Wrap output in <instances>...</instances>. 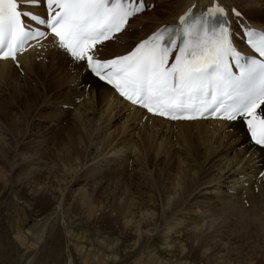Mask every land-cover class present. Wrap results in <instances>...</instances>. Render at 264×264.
<instances>
[{"label":"bare ground","instance_id":"6f19581e","mask_svg":"<svg viewBox=\"0 0 264 264\" xmlns=\"http://www.w3.org/2000/svg\"><path fill=\"white\" fill-rule=\"evenodd\" d=\"M155 2L157 5L156 9L146 14L147 17L152 19L153 24L162 21L171 22L172 20H175L177 15L184 11L189 4L194 3L197 6H204L209 3V0H170L171 4H168V8L164 7L163 9H161L163 6V4H161L162 0H155ZM158 2L160 4H157ZM223 2L225 5H231L230 0H223ZM250 10L246 13V16L250 21L258 26L264 23V12L262 10L259 12L258 10ZM147 30L148 29L146 28L145 31ZM138 34L143 35L144 33L140 32ZM120 51H122V48L116 46L106 50V53ZM20 65L21 67L17 68L11 62H0V89L3 90L1 85L7 80H11V84L15 85V88L13 89L14 91L9 92V99L5 100L4 97L2 98L0 96L1 156L7 155L8 151L12 154L17 153L15 151L17 150L18 144L27 147L28 141L25 142V139L36 127L35 123L33 124L31 120L33 118L32 116L36 115L51 120L52 118L59 117L63 113L65 116L67 115L66 112L69 108L60 104H68L69 107L75 106V119H71L75 120V124L68 132V126L66 128H61L59 127L60 125L57 126L56 124L57 128H54V125H52V128L50 124L51 122L43 124L46 127L40 125V128H43V130H38L36 128L38 132L42 133H46L51 129L58 130L56 134L61 130L62 132H64V130L67 132V135L66 132H64L60 137L61 139H64V136L66 135L65 139L62 140L63 142L59 140L60 148L58 149L54 160V168L63 171V174L60 173L61 176H57L52 170L43 173V170L45 168L49 169L50 166L49 160H51V157L48 153L47 156H45L46 152L38 154L37 152L31 151L29 154H24L26 155L24 163L22 162L24 165L28 159L31 160V163L27 162L28 165H26L30 168L35 162H38V164L40 163L39 166L41 169L39 167L37 168L42 172L33 169L35 167L33 166L31 170L37 172V175H34V172H28V174L30 178L29 180L34 184L31 186V192H34L35 190L38 191L35 194H39V199L37 200L41 202L43 208L46 209L45 206L48 205L47 203L49 200H52V202L55 201L58 205L63 206L69 196L72 193L74 194L72 191L73 188L71 187L73 181L80 177L83 171L89 170L86 168L87 161H89V157L93 155L88 152L89 150L87 147L89 140L91 139V142L93 141L95 143L92 142V144L96 146L98 143H102V141L95 142L96 135L98 138L103 139L105 136L103 135V130L108 128L107 125L110 124L112 120L114 121V119L122 117V130L123 128H126L125 132H131V130H136L138 128V137L136 140L134 139V142H129L131 146L127 147V150L130 149L133 151L134 149L136 159L140 161L141 164L143 163V169L148 173L149 177L158 170H172L171 167H174L172 170L173 175L169 176V182L174 181V183L168 186V181L165 180V176L162 179L155 181L156 176H154V174L148 181V191L142 189L134 190L130 183H124L119 187L109 185L103 186V181L97 179L101 178L100 174H97V172L99 169H102V166L107 165L109 160L101 159V162L99 163V160H97L96 166L94 161L90 164L92 168L93 166L96 167L93 168L94 171H96V177H94L96 180L94 179V182H92V180L90 181V188L86 186L79 188L78 191L75 192L76 199H74L75 196L72 198L74 199L73 201L76 200L81 202V205H84L85 208L89 209L87 212H89L88 215L90 218H97L103 214V212L101 211L102 209L97 208V205L94 202H97L99 197H101L102 200H111L110 198H113V200L115 199L114 201H117V203H114V205L118 204L119 206L117 214L113 218L121 217L125 220L128 219L126 224H132L131 226L136 225V232L139 239L144 234L148 232L151 233L154 226H157L162 222L166 223L167 219L171 217L170 220L167 221V227L170 226V228H166L167 230L164 228L165 231L163 230L164 238L166 240L164 241L166 243L172 235L169 234L170 232H173H169L172 227L173 229L176 227L179 231L189 226H191L189 228L193 227L192 231L189 230L193 234V238H196V233L198 231L201 235H205L206 232H203L205 222L201 224L192 216V218L189 219L184 211L187 209V201L190 202L191 209H193L192 203L197 202V198L201 196L202 191L207 192L208 184L211 189L220 191L222 197L228 195L231 196V194L228 193V191H231L230 189H236L237 191L238 188H242L246 198L241 202L246 204L247 207L241 210L240 207L237 208V206L234 205V202H230L231 206L228 205L230 207L223 205L224 202L221 204V208L226 206L222 209L224 215L219 217L215 215L217 212H213V214H210L215 216L213 217V220L210 218L213 225L210 224L211 221H208L213 228V230L209 231V234L216 233L219 237L223 236L226 238H232L231 240L234 239L235 241L233 242L235 244L233 245V242L230 243L228 240H220L221 242H219V240L216 239L218 237H215L218 242L214 240V243L210 238L208 239V237H206L207 239L201 240L200 244L202 248H205L203 250L205 255H209V253L215 254V259H223V261H226L224 264H264V176H259V172L264 168V151H261L258 147L253 146L250 143L245 131L239 125L228 130L226 125L215 120L170 122L149 115L141 109L130 106L106 88H99L96 86L93 87L91 91L86 89L81 90L78 87H74V82L79 79L81 73L79 71H73L70 66H65L63 60L51 50L29 51L20 57ZM18 85H21L22 87L19 88ZM69 96L72 98H65ZM11 104H23L26 113H22L21 111L17 113L18 111H15L14 114L19 116L24 115V117L27 115V118L21 120L16 117V115H12L11 110H15V108ZM26 105H28L27 108ZM43 107L53 108V110H43ZM6 120H8L7 126L5 125ZM102 126H105V128H102ZM145 133L151 134L160 139V142H158L161 146L166 145L163 162L161 160H152L151 157L145 154L144 150H142L140 138H142ZM99 147L102 146L99 145ZM21 148L22 147H20V149ZM25 150L21 151L24 152ZM99 152L102 151H98V153ZM98 153L96 151V154ZM118 153H120V151ZM114 154H116V152ZM11 157L13 156L11 155ZM43 158L46 159V161H44ZM91 158H94V156ZM121 158H123V156ZM13 166L14 165L10 167ZM237 179H240V182H235ZM235 183L238 184V188H236L237 186H234ZM245 183H247V185ZM215 184L217 186H214ZM226 184L227 189L225 188ZM217 191H214V193ZM239 194L240 191L237 192V196ZM204 195L206 196L207 194ZM49 196H52V199H50ZM213 196L215 195L213 194ZM206 198L207 197H205V199ZM218 199L221 200L222 198L218 197ZM93 200L94 202H91ZM207 205L209 209L211 204L208 202ZM219 206L220 204L218 207ZM214 207L217 208V205ZM247 209L249 212H247ZM99 212L100 214L98 215ZM201 214L203 215L204 213ZM218 215L222 214L219 213ZM179 218H181V220ZM205 218L207 217L205 216ZM176 219H179V223L175 221ZM172 220L175 222L173 221L174 223L170 224ZM231 220H234V222L231 223ZM150 221L152 223L148 224ZM145 222L146 228L144 226ZM185 231L187 232L188 229ZM223 237H220V239ZM149 239L150 238H148V240ZM238 240L243 241H240L241 243L237 245V243H239ZM100 241L107 243V240L105 239ZM169 241L171 242L170 239ZM180 243L182 242L180 241ZM245 245H247V248ZM170 246L172 247V243ZM182 247L184 248V245Z\"/></svg>","mask_w":264,"mask_h":264},{"label":"snow or ice","instance_id":"6c2138e0","mask_svg":"<svg viewBox=\"0 0 264 264\" xmlns=\"http://www.w3.org/2000/svg\"><path fill=\"white\" fill-rule=\"evenodd\" d=\"M156 7L155 0H0V62L20 68L29 51H54L81 73L74 87L106 88L172 122L239 125L264 151V23L209 0L153 24L146 14ZM116 46L122 51L106 53Z\"/></svg>","mask_w":264,"mask_h":264},{"label":"rangeland","instance_id":"374dc122","mask_svg":"<svg viewBox=\"0 0 264 264\" xmlns=\"http://www.w3.org/2000/svg\"><path fill=\"white\" fill-rule=\"evenodd\" d=\"M230 2L231 5L235 4L240 9H242L244 13L249 12L250 9L258 10V12L262 10L264 12V0H232V1L230 0ZM157 4L160 3L158 2ZM161 4H163L161 8L163 9L164 7L168 8V4H171V2L170 0H162ZM3 83L1 85V88L3 90L0 89V93H1L0 96L2 98L4 97L5 100H7L9 99V92L14 91L13 89L15 88V85L11 84V80H7ZM18 87L21 88L22 86L18 85ZM65 98H72V97L69 96ZM60 105L64 106V104H60ZM13 106L15 110H11L12 115H16V117L20 118L21 120L27 118V115H25L24 117V115L19 116L17 114H14L15 111L16 112L18 111L17 113H19L20 111L22 113H26L23 104H15ZM27 107L28 105H26V108ZM67 108L69 109L66 112L67 113L66 116L63 113L59 117L52 118L51 120L49 118L44 119L43 117H39L36 115L32 116L33 118L31 117L32 118L31 120L33 124L35 123L36 127L32 131L33 134L31 133L25 139V142L28 141L27 147L22 144H18L17 150L15 151L17 153L12 154L11 152L8 151L7 155L5 156H1L2 153L0 152V156L2 157V158L0 157V264H224L226 262L223 261V259L220 260L219 259L217 260V258L215 259L216 257L215 254L209 253V255H205L203 253V250L205 248H202L200 243L201 240L204 239L206 240L207 239L206 237H208V239L210 238L212 242H214V240L216 239L219 240V242H221L220 240L223 241L228 240L230 241V243L235 241L234 239L231 240L232 238H226L223 236H220L223 237L220 239L219 235H217L216 233L209 234V231L213 230V228L210 226V224L213 225L211 220H213V217H215L213 215H210L213 214V212L215 213L217 212L215 215L222 217L224 215V213H222L224 212L222 211V209H224L223 207L230 205V202L231 203L234 202V205L237 206V208L240 207L241 210L247 207L246 204H243L241 202L246 198V196L242 190H239L238 188L239 186L237 183H235L234 186H237L236 188H238L237 189L238 192L240 191L239 194L240 196L239 195L237 196V191L236 189H234L235 193L233 194L235 195L232 194L231 196L223 195L224 197H222V193H220V191L211 189L208 184L207 192L202 191L201 196L199 198L196 197L197 202L192 203L193 209H191L190 202L187 201L186 204L187 209H185L186 211L184 212L188 215L189 219L194 217L201 224L205 222L204 225L205 229L203 228V232L204 233L206 232L205 235L204 234L201 235L200 233H198L199 232L198 231L196 233V238H193L192 237L193 234L191 233L193 227L189 228L191 227L189 226L186 227L185 229L183 228L180 231L179 229H176V227L174 229L172 227L169 230V232L173 231L169 233L170 235L172 234L171 237L169 238L171 242L168 239L166 243H165L166 240L164 238L163 230L165 231L166 228L168 229L170 228V226L167 227L168 226L167 221H169L171 217L167 219L166 223L162 222L159 223V225L154 226L151 233L148 232L143 236H141L139 239V236L136 232L137 231L136 225L131 226L132 224L129 223L126 224L128 222V219L125 220L124 218L121 217L113 218L117 214V210L119 206L118 204L114 205V203H117V201H114L115 199L113 200V198H110L111 200H106V199L102 200V198L99 197L98 201L100 202L98 201L94 202V200L91 201L97 205V208L102 209L101 211L103 212V214L98 216L97 217L98 219L92 217L90 218L88 215L89 212H87L89 209L85 208L84 205H81V202H78L76 200H75L76 202L73 201L74 199H76L75 192H77L79 188H82L83 186H86L88 188L91 187L89 185L90 181L92 180V182H94L95 179L94 177H96L95 176L96 171H94L93 168L97 165L96 163L97 160H99L98 161L99 163L101 162V159L109 160L107 165L102 166V169H99L97 172V174H100L101 176V178H97V179L103 181L102 182L103 186L109 185L113 187L115 186L119 187L124 183H130L134 190L142 189L144 191H148L147 190L149 187L148 181L149 179H151L150 177H152L154 174H155L154 176H156L155 181L162 179L165 176L166 177L165 180H167L169 183V184L167 183L168 186L174 183V181L169 182L170 180L169 176L173 175L172 170L174 169V167H171L172 170L170 169L169 170L163 169L161 171L158 170L155 173L153 172L154 174H151L149 177L148 173L143 169V165H142L143 163L141 164V162L136 159V155H134L135 154L134 149L133 151H131L130 149L127 150V147L131 146L130 143L134 142L137 139L138 128L136 130H131V132H125L126 128H123L122 130V126H123L122 117L118 119H114V121L112 120L111 123L107 125L108 128L103 130L104 131L103 135H105L103 137L104 140L98 138L96 135L95 142L97 143L102 141V143H98L96 146L94 145L95 143L93 141L92 142L94 144H92L91 139L89 140L87 147L89 150L88 152L93 154L91 157L94 156V158L89 157L88 159L89 161H87L88 162L87 166L88 165L89 166L88 167L86 166V168L89 170L83 171L80 177H78L73 181L71 187L73 188L72 191L74 192V194L72 193L69 196L65 204L62 202L64 204L63 206L58 205L57 203H55V201L52 202V200H49L47 203L48 205L45 206L46 209L43 208L41 202L37 200L39 199V194H35L38 191L35 190L34 192H31L32 191L31 186L33 183L29 180L30 178L28 174V172L29 173L34 172L33 174L37 175L36 174L37 172L31 170V168L35 166L36 168L34 167L33 169H37L38 171H41L40 170L41 168L39 166L40 163L38 164V162H35V164L30 168L27 166L28 165L27 162L31 163V160L28 159L25 162V165L27 164L25 166L23 163L26 155L24 154H29V152L31 151L37 152L38 154H43L41 152H46L45 156H47L48 153V155L51 157V160H49L50 166L49 169L45 168L43 170V173L48 172V170H52V172L57 176H61V174H63L62 170H58V168H54L55 167L54 160L56 158V153L60 148L59 140L61 141L64 140L65 136L67 135V132L75 124V120H74L75 106L69 107V105L67 104ZM42 109L43 110L46 109L48 111L53 110V108H47V107H43ZM72 118L74 119L71 120ZM48 122L49 123L51 122L50 124L51 126L54 125V128H57V126L59 125H60L59 127L61 128L63 127L66 128L68 126L67 132L63 129L64 132H66L64 139L60 138L61 135L64 133L62 132V130L58 134H56L58 130L55 129H51L46 133L37 131V129L43 130V128H40V125L47 124ZM7 123L8 120H6V124H5L6 126L8 125ZM102 128H105V126H102ZM158 141L160 142V139H158L157 137L145 133L143 137L140 138V145H142V150H144L145 154L150 156L152 160L154 161L161 160L163 162L164 161L163 158L165 157L164 151L166 150V145L161 146ZM99 145L102 147H99ZM95 146L98 147L99 149L96 148ZM20 147L22 148L20 149ZM21 150H25L26 152L25 151L23 152ZM96 151L97 153L98 151H102V152L96 154ZM114 151L116 152V154H114L115 153ZM119 151L120 153H118ZM11 155L13 157H11ZM122 156L123 158H121ZM20 158L23 160H21ZM43 160L46 161V159L44 158ZM93 161L96 164L92 168L90 164ZM12 165L14 166L10 167ZM37 167H39L40 169ZM260 175L261 174H259V176ZM205 176H209V175H205ZM235 182H240V179L235 180ZM214 186L217 185L215 184ZM213 190L217 192L214 193ZM204 194L207 195L205 196ZM213 194L215 196H213ZM51 197L50 199H52ZM73 197L74 199H72ZM205 197H207L209 201L207 200V198L205 199ZM218 197L222 198L223 200L218 199ZM201 198L204 200H202ZM208 202L209 204H211L210 205L211 207L209 206V209L207 205ZM219 204L220 206L218 207ZM221 204L226 206L222 205L223 207L221 208ZM216 205L217 208L214 207ZM218 209L221 212H219ZM218 212L221 213L222 215H218L219 214ZM247 212H249L248 209ZM194 213L195 214L197 213L196 214L197 216ZM201 213L204 214L202 215ZM99 214L100 212L98 213V215ZM205 216L209 220L205 218ZM179 219L181 220V218ZM179 219H176L175 221L179 223L178 221ZM173 221L174 220H172L170 224L175 222ZM208 221H211L210 224ZM146 222L144 223L145 228H146ZM232 222H234V220H231V223ZM150 223L152 222L150 221L148 224ZM186 229H188L187 232L185 231ZM207 234H209L210 236ZM215 237L218 238L215 239ZM148 238L150 239L148 240ZM103 239L107 240V243L100 241ZM179 239L182 243H180ZM240 241L242 242L243 240H238L239 243H237V245L241 243ZM173 242L177 244H174ZM171 243H172V247L170 246ZM181 244L182 246L184 245V248L181 246ZM232 244L234 245L235 243L233 242ZM245 246L247 248V245Z\"/></svg>","mask_w":264,"mask_h":264}]
</instances>
